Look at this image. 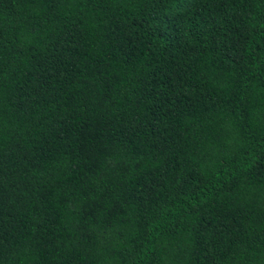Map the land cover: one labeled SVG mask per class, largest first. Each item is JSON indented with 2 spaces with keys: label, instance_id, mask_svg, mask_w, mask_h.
Returning <instances> with one entry per match:
<instances>
[{
  "label": "trees",
  "instance_id": "1",
  "mask_svg": "<svg viewBox=\"0 0 264 264\" xmlns=\"http://www.w3.org/2000/svg\"><path fill=\"white\" fill-rule=\"evenodd\" d=\"M0 264H264V0H0Z\"/></svg>",
  "mask_w": 264,
  "mask_h": 264
}]
</instances>
